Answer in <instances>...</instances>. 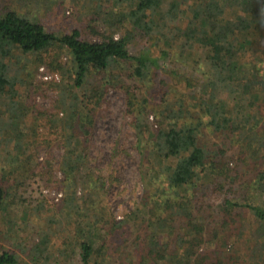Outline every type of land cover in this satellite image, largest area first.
Listing matches in <instances>:
<instances>
[{
	"label": "trees",
	"instance_id": "1",
	"mask_svg": "<svg viewBox=\"0 0 264 264\" xmlns=\"http://www.w3.org/2000/svg\"><path fill=\"white\" fill-rule=\"evenodd\" d=\"M81 1L100 6L93 20L129 30L119 38L90 42L79 28L58 34L35 15L0 11V104L9 100V109H0V142L13 141L19 150L15 156L26 149L21 146L25 133L20 131L26 111L18 113L17 101L20 96L30 98L27 81L33 70L14 65V59L19 55L42 59L52 50H65L73 62L70 81L57 85L64 110L60 135L66 140L60 171L68 189L65 202L75 212L69 213L73 219L71 232L64 235L65 247L71 246L82 264H115L124 250L129 253L121 264H264V60L254 64L245 59L260 37L264 42V0ZM54 2L31 0V9ZM105 4L109 5L104 8ZM138 33L151 47L132 54L129 47ZM162 75L169 78L163 80L168 89L154 103L150 91ZM92 78L99 79L97 84ZM111 88L125 91L150 192L146 203L124 221L107 216L97 206L96 195L78 199L75 188L86 161L76 140L89 133L93 108L102 104ZM36 90L42 92V85ZM151 117L157 126L154 133ZM204 128L228 134L240 149L239 160L256 171L245 184V194L242 186L240 196L235 198L233 188L226 194L218 207L221 219L215 221L212 214L214 224L221 222L219 227L196 210L194 192L205 175H211L213 190L222 178L234 183L236 177L229 166L208 158L200 141ZM7 166L10 175L25 170L22 161ZM4 168L0 164V172ZM96 183L91 176L86 190ZM16 184L0 181V213L13 207ZM200 207L205 213V205ZM119 236L122 242L114 248L111 240L118 243ZM130 237L138 242L133 248ZM51 249V238L43 231L38 243L21 249V254L0 251V264H58Z\"/></svg>",
	"mask_w": 264,
	"mask_h": 264
},
{
	"label": "rangeland",
	"instance_id": "2",
	"mask_svg": "<svg viewBox=\"0 0 264 264\" xmlns=\"http://www.w3.org/2000/svg\"><path fill=\"white\" fill-rule=\"evenodd\" d=\"M78 1L79 5L73 0H55L49 6L43 5L40 8L33 6L31 9V0L24 3L18 0H0V11L14 9L29 17L35 15L49 31L58 34L71 33L75 28H79L83 38L90 42H101L108 36L119 38L129 30L128 27L124 29V27L103 24L100 19L93 20V14L99 12L100 6L95 8L91 3ZM108 5L105 4L104 8ZM257 42L259 45L255 51H247L245 59L248 58L254 64H261L260 61L264 60L262 37ZM149 47H151L149 39L138 33L132 40L129 50L132 54H137ZM17 58L13 61L14 65H27L30 71L33 70L32 76L30 75L27 81L32 91L30 98L20 96L17 101L20 109L18 113L26 111L25 117L21 119L20 131L25 133V143L21 146L27 150L25 149L17 157L15 155L19 150H16L13 141L0 142V164L5 167L3 172H0V181L12 186H15V181L17 183V190L12 192L13 195L17 194L13 207L0 213V251L11 250L21 254V249L38 243L42 232L45 231L51 238L53 261L58 264H82L73 248L71 246L66 248L64 243V235L71 232L69 222L73 218H70L69 213L75 212L73 209L70 210L69 208L73 207L65 202L68 189L64 183L65 177L60 171V163L65 153L63 145L66 140L64 141L60 135L65 129L62 124L64 110L58 102L57 85L70 81L73 62L70 54L65 50H52L42 59L34 56L24 58L21 55ZM182 70L186 71V68L182 67ZM188 73L193 74L192 71ZM168 79L166 75H162L154 84L150 91L155 95L154 103H158L165 96L168 88L163 80ZM96 81L99 79H91L92 84H97ZM127 81L131 84L130 80ZM38 85H42V92H37ZM124 92L119 88L108 89L102 104L93 108L92 122L88 126L89 133L79 136L76 140V146H81V152L86 154V161L79 168L78 183L75 185L77 198L82 201L89 199L90 195H96L99 202L97 206L116 221H124L126 216L137 212L138 206L146 203L150 195L147 187L145 156L140 148L141 145L137 143L132 117L125 107ZM8 101V98L1 101L0 109L7 111ZM149 125L150 131L154 133L157 126L153 117L150 118ZM203 131L200 141L209 152L208 158L224 168L229 166L230 172L236 177L234 183H231L229 178H222L217 189L213 190L215 184L211 175H205L194 192L193 201L196 210L214 224L217 222L212 221V214L215 221L221 219L222 210L218 207L224 201L226 194L233 188L235 198L240 196L241 186L245 194V184L253 179L256 171L239 160L240 149L232 145L228 134L212 131L211 128H204ZM6 137H10V133H7ZM12 152L14 155H11ZM20 161L25 166L24 172L18 171L10 175V167L7 165ZM238 170H241V175H238ZM91 176L98 185H91L88 192L85 187ZM200 204L205 205L206 214L200 210L202 208ZM202 209L204 211V208ZM220 223L214 226L219 227ZM117 240L118 243L111 240L114 248L121 244L122 238L119 236ZM130 241L133 242L132 237L129 238ZM133 243L132 245L128 243L130 248L138 242ZM123 252L127 255L129 250ZM125 253L120 254L115 264L118 261L117 264H121V261L125 260L123 258Z\"/></svg>",
	"mask_w": 264,
	"mask_h": 264
}]
</instances>
